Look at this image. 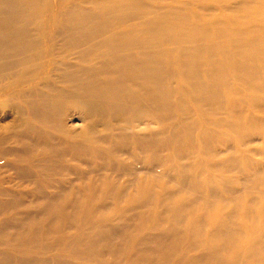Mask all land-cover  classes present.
<instances>
[{"label": "rangeland", "instance_id": "rangeland-1", "mask_svg": "<svg viewBox=\"0 0 264 264\" xmlns=\"http://www.w3.org/2000/svg\"><path fill=\"white\" fill-rule=\"evenodd\" d=\"M71 1L60 2L57 13L42 9V20H58ZM123 6L106 15L116 28L137 22L128 13L143 15L164 37L184 33L188 48L161 42L158 65L146 62L139 81L122 77L128 93L119 115L73 103L33 117L23 95L42 88L40 78L22 81L19 101L10 94L0 118V264H197L215 246L236 264H264V0ZM212 68L234 76L210 86ZM151 82L161 86L151 91ZM178 84L185 87L180 100ZM197 88L203 99L195 98ZM168 90L183 103L151 111L147 99L159 102ZM14 111L24 124L5 126ZM43 114L56 120L43 123ZM180 128L185 141H171ZM164 199L191 203L175 218ZM216 221L229 228L226 239L214 237ZM250 243L249 252L235 253Z\"/></svg>", "mask_w": 264, "mask_h": 264}, {"label": "bare ground", "instance_id": "bare-ground-1", "mask_svg": "<svg viewBox=\"0 0 264 264\" xmlns=\"http://www.w3.org/2000/svg\"><path fill=\"white\" fill-rule=\"evenodd\" d=\"M62 1L66 0H51V3L50 0H0V113H2L0 118L5 115L10 94L16 95L13 101L20 100L22 92L18 87L22 86V81L25 79L26 82L31 80L38 82V78L44 80L42 88L23 95L24 99H29L33 117H36L40 110L52 107L58 112L60 108H66L73 103L87 110L93 108L99 113L107 110L119 115L124 111V98L128 93V87L122 85V77L124 80L136 82L141 79L146 62L158 65L161 58L159 52L161 42L171 41L176 48H188L184 33L170 32L169 36L164 37L165 35L157 33L159 24L152 26V22L143 15L135 18L128 13L129 17L137 22L125 23L129 27L124 29L116 28L117 26L106 18V15L114 11L124 9L123 4L129 5L137 0H72L60 12L58 20H52L47 16L42 20L40 16L42 9L47 10V13H57L58 5ZM239 72H247V69L239 67ZM168 73L175 74L173 71ZM154 76L157 79L163 78L162 73ZM165 76L169 77L167 73ZM227 76L233 77L234 74L228 73L226 68L219 72L212 68L209 85L213 87L222 85L221 78ZM195 78L199 79V76ZM12 82L14 87L9 89L8 84ZM160 86V82H151L148 88L155 91ZM184 88L182 84L174 87L178 93L177 99L180 100ZM193 91L196 99H203L200 88ZM215 94L212 92L211 97L219 101V93L214 96ZM163 96L165 98L159 102L155 98L147 99L151 111H160L165 102L172 105L183 103L182 100L175 99L169 90ZM137 110L142 111L143 106L137 104ZM13 113H16V116L4 125L24 124L21 122L20 112ZM40 116L45 118L43 123H46V120L49 122L56 120L48 114ZM25 130L28 131L27 128ZM185 131V128L174 129L170 132L169 138L171 141H185L183 138ZM169 142L165 140V144ZM26 169L20 168L22 172ZM37 177L38 175L34 176ZM197 183L198 181L194 180L192 185ZM210 191L212 190H206ZM3 193L5 192L0 190V202L3 200ZM190 203L183 199L179 201L164 199L162 208L164 210L166 208V211L176 218L184 213ZM214 224L216 229L214 237L226 239L230 233L229 228H223L224 226L217 221ZM173 230L178 232L176 223L172 226V232L177 234ZM187 240L189 243L201 242L197 235L195 237L186 235ZM241 245L236 248L235 253L241 250L249 252L254 246L250 243L240 249ZM212 254L205 250L200 254L202 257L198 256L192 263L236 264L238 260L232 256L220 257L217 246L212 248ZM9 257L26 262L25 259H17L12 255ZM258 261L261 264V261Z\"/></svg>", "mask_w": 264, "mask_h": 264}]
</instances>
